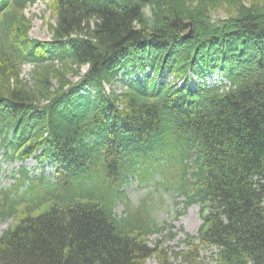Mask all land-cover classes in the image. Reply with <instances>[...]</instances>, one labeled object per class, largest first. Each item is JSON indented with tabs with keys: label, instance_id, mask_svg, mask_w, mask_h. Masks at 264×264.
Masks as SVG:
<instances>
[{
	"label": "trees",
	"instance_id": "16d2710c",
	"mask_svg": "<svg viewBox=\"0 0 264 264\" xmlns=\"http://www.w3.org/2000/svg\"><path fill=\"white\" fill-rule=\"evenodd\" d=\"M34 1L0 0V151L48 160L54 174L21 165L0 189V219L13 217L0 264H172L148 236L174 226L123 189L150 168L183 210L200 205L176 254L214 247L217 264H264V0H47L46 40L29 34ZM218 68L227 90L159 77ZM118 77L127 87L105 93Z\"/></svg>",
	"mask_w": 264,
	"mask_h": 264
},
{
	"label": "rangeland",
	"instance_id": "374dc122",
	"mask_svg": "<svg viewBox=\"0 0 264 264\" xmlns=\"http://www.w3.org/2000/svg\"><path fill=\"white\" fill-rule=\"evenodd\" d=\"M47 0H35L28 3L24 13L31 21L30 36L41 40L49 39L51 34L47 26V22H54L55 17L50 12V9L46 4ZM214 18H224V8L218 9L214 14ZM87 69L83 66L81 71L84 72ZM32 66L25 64L22 68L21 76L24 80H28ZM71 80L77 81L78 76L69 75ZM117 89V87L115 86ZM24 165L28 169H31L34 174L40 173L44 169V175L52 179L54 174V165L50 161L46 160L40 163L35 157L27 159L25 162H13L7 159L3 152L0 151V189L6 188L14 183L13 175L16 169ZM35 169V170H34ZM146 180L141 181L138 174H134L128 178L123 185V189L126 191V197L130 201L131 205L137 206L141 201L151 207L152 214L155 221L158 224H172L174 227H166L161 232H155L148 236V243L150 246L157 245L158 250L162 251L163 255L169 257V261L172 264H217L214 258V247H203L198 251V256L195 259L182 258V255L176 254L180 250L188 251L189 246L184 242L187 234H196L197 230L202 222L200 217V205L192 204L183 210L185 196L178 195L173 190H165L159 184L162 181V175L155 168H150L147 171ZM124 202L118 201L115 206L116 213H123ZM183 210L184 213L177 215L178 211ZM12 222V218L0 219V234L8 227ZM173 232L172 237L170 233ZM158 240L160 242H158ZM163 257L153 255L147 260V264H161Z\"/></svg>",
	"mask_w": 264,
	"mask_h": 264
},
{
	"label": "water",
	"instance_id": "95a60500",
	"mask_svg": "<svg viewBox=\"0 0 264 264\" xmlns=\"http://www.w3.org/2000/svg\"><path fill=\"white\" fill-rule=\"evenodd\" d=\"M191 33H192V28H191V26H190V28L188 29V31H186V32L183 34V36H184V37H190V36H191Z\"/></svg>",
	"mask_w": 264,
	"mask_h": 264
}]
</instances>
